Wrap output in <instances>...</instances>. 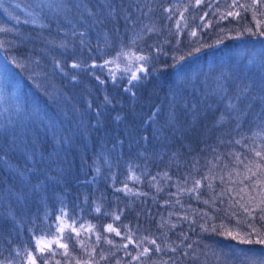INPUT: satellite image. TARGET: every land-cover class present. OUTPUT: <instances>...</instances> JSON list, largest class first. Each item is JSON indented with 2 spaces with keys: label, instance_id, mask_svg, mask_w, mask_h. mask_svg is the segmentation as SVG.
Returning <instances> with one entry per match:
<instances>
[{
  "label": "trees",
  "instance_id": "trees-1",
  "mask_svg": "<svg viewBox=\"0 0 264 264\" xmlns=\"http://www.w3.org/2000/svg\"><path fill=\"white\" fill-rule=\"evenodd\" d=\"M23 1L39 19L26 14L1 37L20 85L0 100V146L27 126L42 150L59 148L51 128L67 124L66 100L86 130L64 145L45 189L18 203L0 195V264H259L264 245L240 241L264 238V89L245 91L264 61V3L116 0V14L92 22L82 0H57L68 9L47 18L42 1ZM41 24L66 48L34 42L48 35ZM115 59L144 65L140 79L115 75L105 64Z\"/></svg>",
  "mask_w": 264,
  "mask_h": 264
},
{
  "label": "snow or ice",
  "instance_id": "snow-or-ice-1",
  "mask_svg": "<svg viewBox=\"0 0 264 264\" xmlns=\"http://www.w3.org/2000/svg\"><path fill=\"white\" fill-rule=\"evenodd\" d=\"M254 4L256 3H264V0H253ZM197 4L201 3V0H196ZM241 7L246 8V5H237V0H233V5L231 7ZM69 5L67 3H60L57 2V0H49L48 3H41L39 5L41 13L44 15L45 18H47V10H55L60 11L61 9L67 10ZM78 10L82 8V11H79V16L81 19H84V14L87 13L88 19L92 22H99L96 21L95 18L97 16H104L105 18L113 16L118 12V5L116 4V0H82V4L77 6ZM228 16H239L238 12H232L229 11L227 13ZM33 24H36L37 21L34 19L32 21ZM261 22L257 21V25H259ZM40 27L42 29H49L48 35L44 36L43 33L32 37L31 39L35 41H39L45 46L51 45L52 47H61L66 48V42L64 39H61L59 42V45L56 44V37L52 36V32L50 30L51 24L44 25L41 24ZM61 31L65 32V36L67 35V32L63 28H59L56 30L57 35ZM247 31H252L251 28L247 29ZM261 36H264V31H260L259 33ZM72 35H76L75 32L72 33ZM195 35V33H193ZM83 43V42H81ZM217 43H220V41H217ZM35 50V49H33ZM196 51H199V49H196ZM191 55V53H189ZM139 60L147 61L149 57L146 56H139L137 57ZM184 57H181L180 60H183ZM108 62L105 61V64ZM179 63V61H177ZM251 63V61H250ZM62 61L58 59L52 60V67L55 71L57 66L61 65ZM72 68H80V64L73 63ZM94 67H103V65ZM257 68L259 69L258 72L254 73L250 78L248 84L245 86V91H247L249 88H255L260 87L261 89H264V61H262L260 64L257 65ZM144 65H140L139 68H137V71L134 73H131L129 83L131 84L132 81L139 80L140 77L137 75V73L144 72ZM60 72H64V68L60 67ZM73 81L77 79V76L73 75L71 77ZM97 80H99V77H96ZM179 87V86H177ZM125 91L131 92L130 88H126ZM133 97L135 96V93H132ZM231 102L226 105V108H230ZM62 114L65 116L67 120V124L65 125L64 121H61V128L58 131L54 126L51 128V135L53 141H56L58 139L59 141V148L54 147L53 151L47 152L42 150L39 140V134L36 132H33L31 128L25 126L18 134H14L11 142H9L8 138L5 137L4 145L0 146V168H7L8 163L14 162L15 167L11 170V173L8 172L5 173V179L3 181H0V195H3L5 192L7 193L6 196H4V200H11L13 203H18L20 201L26 200L29 193H36L41 191L42 189L46 188V183L50 182L53 177L49 176V172H56L57 177L59 176L60 172L62 171V164L63 161L60 157V152L63 150L64 145L66 143L70 144L74 137L77 134H83V131L86 130L83 128L84 120L83 115L84 113L80 112L74 104L70 103V100H66L64 107L61 109ZM99 113L97 112V116ZM153 115H158L157 112H154ZM91 123V121H89ZM98 123V121H97ZM73 125H76L73 127ZM48 125L45 126V134L48 132ZM256 156H261L260 152H256ZM4 157H7V159H4ZM15 178L14 182L9 183L8 181L11 178ZM200 181H196V184H199ZM14 198V199H13ZM207 203V201H206ZM261 215L260 219L264 220V208L259 210ZM244 212H249L248 208H244ZM116 219H119V216L116 217ZM108 231H114L112 228V225L107 226ZM75 231V229H73ZM256 230L253 228V232ZM117 235H120L119 232L116 233ZM228 235H232L231 232L228 233ZM235 238V237H234ZM241 243H259L261 245H264V238H260L256 241H252L249 239H242L240 241ZM41 241L37 240V245L39 246ZM58 243V242H57ZM111 243V241H109ZM152 244H156V241H151ZM59 247L66 248L67 246L64 244H59ZM191 247V245H189ZM43 247H38V251L43 253L44 252ZM156 250H160V246L156 245ZM150 251L148 248L144 249V252ZM242 252L244 250H241ZM135 259V258H134ZM31 264H36L35 258H31ZM254 264L256 262L254 261ZM259 264H264V258L259 259Z\"/></svg>",
  "mask_w": 264,
  "mask_h": 264
},
{
  "label": "rangeland",
  "instance_id": "rangeland-1",
  "mask_svg": "<svg viewBox=\"0 0 264 264\" xmlns=\"http://www.w3.org/2000/svg\"><path fill=\"white\" fill-rule=\"evenodd\" d=\"M42 1L44 3H48L49 0H37ZM204 1V0H203ZM210 1V0H209ZM216 1V0H214ZM27 4L22 0H12V2L9 3V5H4L0 1V24L4 25L5 28H0V42L2 43V39L4 35H10L17 33L18 25L9 26L10 22H19V20L23 17H25L26 14L33 16V14H36L38 12L35 11L34 8L27 7ZM6 6V7H5ZM18 13V15H13L15 12ZM13 12V14H12ZM48 12V11H47ZM13 15V16H12ZM37 20L39 19V15ZM23 16V17H22ZM8 27V28H7ZM5 46V44H4ZM127 65L121 64V62L118 59L109 61L106 65L107 67L114 72L115 75H117L119 72L126 73L128 76H131V73H134L137 71V68L140 67L141 64H132L131 62H126ZM15 72L13 71V68L9 66L8 62L5 60V58L0 53V100L3 102L4 93L5 90L10 85L14 88V92L18 91L19 88V78L15 76ZM139 76L140 73H137ZM9 84V85H8ZM17 93V92H16ZM6 96V94H5ZM4 96V97H5ZM259 263V261H258Z\"/></svg>",
  "mask_w": 264,
  "mask_h": 264
}]
</instances>
